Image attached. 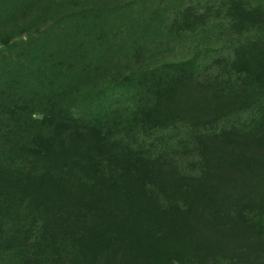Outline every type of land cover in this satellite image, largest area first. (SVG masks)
<instances>
[{"label": "trees", "instance_id": "obj_1", "mask_svg": "<svg viewBox=\"0 0 264 264\" xmlns=\"http://www.w3.org/2000/svg\"><path fill=\"white\" fill-rule=\"evenodd\" d=\"M63 1L0 0V228L11 245L0 248V264H70L71 239L50 228L60 205L30 211L38 196L26 188L38 181L57 186L58 199L97 207L113 186L121 194L113 205L131 209L82 233L73 264H264V2L234 10L245 26L225 45L209 28L152 29L167 0L150 5L145 43L156 32L169 56L155 73L145 62V125L134 127L145 152H131L102 124L83 128L75 106L93 74L129 73L120 54L144 34L98 14V0L84 13L71 6L69 24L23 25ZM105 2L112 14L128 10V0ZM100 85L108 78L90 90Z\"/></svg>", "mask_w": 264, "mask_h": 264}, {"label": "rangeland", "instance_id": "obj_2", "mask_svg": "<svg viewBox=\"0 0 264 264\" xmlns=\"http://www.w3.org/2000/svg\"><path fill=\"white\" fill-rule=\"evenodd\" d=\"M92 1L96 2L97 0H64V7L61 9L51 10L47 12V14L41 15V17H38V12H33L30 14V20L23 25L39 29L48 27L53 23L56 25H62L63 23L64 25L65 23L74 21L76 18L68 20V18L65 19L63 16H72L74 18L77 12L84 13L86 9L94 5ZM260 2H264V0H167L166 4L162 5L163 8L160 14L155 18V22L148 26H153L152 29L159 31L162 27L164 30H167L172 26L175 27L176 30H181L184 27L209 28L210 30L212 29L213 35H218V43L225 45L224 43L233 35L232 33H234L235 30L237 31V29H242V27L245 26V22L241 20V17L236 12L238 7L244 3L257 5ZM98 3L99 4H95L98 14H103V12H105L111 16L109 17V21L116 22L119 20V23L131 26L132 29H135L132 36H136L138 32L142 35L145 33V30L148 29L146 21L149 19L151 12L154 11L150 8V5L162 4L161 0H128L126 6L128 7L127 11H118V13L112 14L108 10L105 0H98ZM74 5L78 7L77 12L74 14L69 13L68 10ZM102 8L103 10H101ZM225 29H231L232 32H228L227 34V30ZM153 33L154 42L152 39L148 38L147 43H145L144 34L143 37L136 38L135 41L139 42L138 40L140 39V42L139 46L135 48V51L128 53L126 50H123V54H120V57L129 59L128 65L131 67L129 73L93 74L88 81H85L86 87L80 95L81 100L75 106L78 107L76 114L80 115L79 118H82L80 123L83 128L87 123L102 124L103 128L101 129H108V134L115 138L116 143L122 147L126 146L125 149L127 151L131 149V152H135V150L145 152V148H143L145 147V136L142 137L140 131L134 129L136 123L145 125V76L149 74L145 73V62L151 65L152 72L155 73L161 71L164 63L163 60L165 59L164 57L169 56L167 52L163 54L165 48L168 49L167 43L161 39L156 32ZM145 44L148 46V51L146 52ZM177 55L178 53L172 51L170 55L172 59H170V62H174ZM107 78L110 82L109 86L101 87L100 85L96 90H90L94 85L102 83ZM125 79L129 81V83H125ZM167 79L169 78L167 77L166 80ZM112 83H116L117 86H114ZM35 115L41 120L44 119L41 114ZM79 145L86 156L91 154V152L88 151L91 146L87 141H80ZM79 152L76 150L71 156L75 159V157H78L77 154H79ZM116 153L117 150L114 151V155H116ZM57 154L61 156L64 152H59ZM42 187L45 188V190H43ZM26 189L29 193L31 192L38 196V198L35 199L36 201L34 200L33 208L31 207L30 211L40 208L48 212L46 208L49 203H51L49 211L52 210V202L56 204V209L58 208V204L60 205L57 209V213L62 215V217L59 219L52 218L50 228L54 226L55 230L60 232L56 234L63 240L65 236L71 239V243L67 242V245H72L69 247L70 256L67 259L70 264L78 262L79 256L85 249L84 246L83 248L78 247L79 249L76 248V250L72 248L73 244L76 246L82 244V233H93L96 232L95 230L97 229L104 230L107 228L106 226H110L111 221H113L110 216L116 214V216L125 218L128 216L127 211L128 213L131 211L127 204L124 205L120 202L113 205L116 197L121 195L117 194L116 188L113 186H106L103 188V191L108 193H104L103 197L100 198L102 200L100 204L101 207H97L96 203L95 205H83L79 202H74V200L70 199V196L66 194H64V198L58 199L57 196L54 197V194L51 193L57 190V186L50 188V184L43 185L42 183L40 184L39 181L29 183ZM121 191H123V193L125 192L124 190ZM23 193L27 194L26 191H23ZM92 213H95V215H91ZM14 217L16 216L12 215V218ZM87 217H91L90 221L87 222L90 228L83 229L82 225L86 223L84 219ZM2 220L3 217L0 215V225ZM2 236L3 231L0 228L1 241H3ZM4 242L7 241L5 240L3 243H0V248L4 250L11 249V245Z\"/></svg>", "mask_w": 264, "mask_h": 264}]
</instances>
